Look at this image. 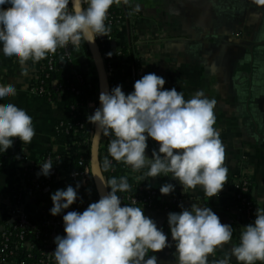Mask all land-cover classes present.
<instances>
[{"label":"clouds","instance_id":"clouds-1","mask_svg":"<svg viewBox=\"0 0 264 264\" xmlns=\"http://www.w3.org/2000/svg\"><path fill=\"white\" fill-rule=\"evenodd\" d=\"M120 2L0 0V52L25 66L29 60L38 63L69 44L78 48L82 41L94 42L110 31L108 12ZM255 3L264 5V0ZM165 84L164 77L148 73L135 81L129 94L122 85L101 92L100 107L87 117L97 128L94 140L111 137L108 156L138 172V180L171 176L185 191L200 186L207 196H217L229 172L225 147L214 127L217 101L203 90L186 99L182 91L166 89ZM16 93L15 85L0 84V101ZM35 135L33 117L26 109L14 103L0 105V152L12 147L17 137L26 147ZM149 137L160 144L151 158L146 154ZM108 156L103 161L105 169L111 167ZM52 169L49 159L40 164L37 175L48 177ZM105 185L111 190L83 212L63 215L66 235L54 238L56 264H158V257L149 253L171 247L168 236L135 199L122 205L118 193L132 187L127 176L111 177ZM80 186L77 183L52 193L50 213L57 216L69 209L80 199ZM174 190L172 183L160 187L164 195ZM181 208L168 214L177 264H209V255L228 244L231 250L212 264H232V257L238 264H264V207L258 206L254 222L240 229L238 243L233 242L235 229L222 223L211 208L198 203Z\"/></svg>","mask_w":264,"mask_h":264},{"label":"crops","instance_id":"crops-1","mask_svg":"<svg viewBox=\"0 0 264 264\" xmlns=\"http://www.w3.org/2000/svg\"><path fill=\"white\" fill-rule=\"evenodd\" d=\"M123 4L127 18L117 28L114 47L122 52L126 49L127 55L117 62L115 80L129 94L134 91L135 81L145 74L156 73L165 78L166 89L175 87L186 99L198 90L215 98L214 127L220 132L229 169L227 183L213 197L207 196L200 186L185 191L171 176L138 180L140 174L130 168L131 178L150 188L174 184L171 194L182 197L184 207L198 203L211 208L222 223L235 229L233 242L238 243L240 229L254 222L258 206L264 207V5L255 0H128L127 3L123 0ZM78 59L85 70L90 62L84 51H79ZM42 64L43 59L38 63L29 60L21 66L16 58L0 52V84L17 88L16 95L0 101V105L14 103L26 109L36 130L31 144L25 147L22 142L21 155L8 162L0 173V217L8 222L12 220L11 210L18 208L36 226L43 224L53 207L52 193L77 185L66 163L60 165V173L50 190L35 189L24 199L19 196L21 173L48 152L67 159L76 155L73 138L55 135L59 122L71 121L70 99L60 96L56 102H50L31 92ZM147 143L146 154L151 158L160 144L151 137ZM243 176L249 179L255 206L250 221L237 211L234 197L236 182ZM144 212L163 229L172 245L149 255L155 254L158 264H177L168 224L170 212ZM60 235H66L65 231ZM231 247L225 245L209 255V264L224 258ZM232 264H238L235 257Z\"/></svg>","mask_w":264,"mask_h":264},{"label":"trees","instance_id":"trees-1","mask_svg":"<svg viewBox=\"0 0 264 264\" xmlns=\"http://www.w3.org/2000/svg\"><path fill=\"white\" fill-rule=\"evenodd\" d=\"M118 5H120L119 9L115 8V4L111 8L117 10L118 14L122 15L123 20H126L127 12L123 7V0H121ZM81 45L90 62L89 66L85 70H82L79 65V51L76 49H73L71 61L63 60L62 56L57 54L59 48L55 53L49 54L46 58H44V65L46 64V69H49L47 59L51 55H54L53 71L51 72L49 78L44 80V86L49 90H52L53 84L57 83L58 90L52 92L53 96L50 99V102H56L58 99L56 93L62 91V96L70 99L68 108L72 112L70 122H59L57 124L55 128V135L58 137H65L68 136L67 130H69L70 133L76 131L74 137L76 141L75 148L77 154L73 159H67L66 157L59 156L54 152H48L39 162L28 167L21 173L23 184L19 189L20 198L22 196L24 199V196L28 192L34 191L37 185H41V190L44 192L50 190L51 184L57 180V177L53 176L52 173L48 177L37 175L40 172V164L46 162L48 158H51V161L53 162L52 170L57 169L58 166L66 163L70 164V170L72 172H83L86 168H90L91 144L95 125L90 123L87 120V117L88 115L94 114L95 109L100 107V79L95 66L92 63V54L86 41H82ZM124 54L127 55L126 49L124 50ZM73 69L78 70V72H73ZM116 82L115 78H111L109 80L110 90L115 87ZM90 104L93 105L92 108H90ZM110 139L111 137L103 136L102 144L99 150V166L105 181L111 177H128L129 173H131L130 166L125 165L122 162H117L112 157L108 156L107 148ZM21 147L22 141L17 137L14 138L12 147L4 153L0 152V173L8 162L15 160L21 155ZM105 156H108V159L111 161V167L107 169L103 167ZM129 183L132 187L128 192L134 194L137 191L138 184L141 183L134 181V179L130 176ZM107 188L108 191L111 190L110 187L107 186ZM118 195L122 197V205L125 204L123 202V196L120 193H118ZM78 196L80 199L70 206V211L83 212L91 203L100 199V193L92 176L87 180L86 186H80L78 189ZM180 207V205L174 204L170 206V210L171 212H179ZM66 213V209L57 216H53L51 213H48L47 220L62 222V230L59 234L64 231L63 215ZM17 225V219H14L12 222L3 220L0 221V229H2L4 233H7L9 238L7 243L9 246L8 250L4 254H1L0 257L2 259L6 258V261L8 262L21 260L23 264H43V262L46 261L47 254L49 252L47 249L46 241L48 238L45 236V229L38 228L37 231L29 232L23 231ZM1 239H3L2 234H0V242ZM27 244L31 245V251L20 249ZM13 263L14 262H12V264Z\"/></svg>","mask_w":264,"mask_h":264},{"label":"built area","instance_id":"built-area-1","mask_svg":"<svg viewBox=\"0 0 264 264\" xmlns=\"http://www.w3.org/2000/svg\"><path fill=\"white\" fill-rule=\"evenodd\" d=\"M86 6V5H85ZM115 8L119 9L120 6L118 4H115ZM123 18L122 15H119L117 10L110 8L108 12V20L107 23L110 26V31L108 32V36H99L96 37V41L98 43V47L101 52L105 72L107 75L108 80L111 78H114L115 72H116V66L117 62L122 59L124 56V52L120 50H116L114 47L115 43V36L117 28L122 24ZM73 49H76L77 51H83L82 45H80L78 48L73 47L71 44L64 48H59V51L57 54H60L62 56L63 60H72V52ZM54 56V55H53ZM52 55L47 59L48 67L49 69H46V64L44 65V59L41 71L39 73V77L37 78V81L35 83V86L31 89V92L33 94H36L38 96H41L45 98L46 100L50 101V99L53 96V91H57V83L53 84L52 90L47 89L44 86V80L48 79L51 72L53 71V57ZM73 72H78V70L73 69ZM119 83L116 82L115 87L118 86ZM57 97L62 96V91L56 93ZM93 105L90 104V108H92ZM72 113V112H71ZM68 136L65 137H71L74 139V147L76 145L75 141V134L76 131H73L72 133L67 130ZM76 150V148H75ZM56 154V153H55ZM77 154V151H76ZM60 156V155H59ZM76 156V155H75ZM51 160V158H48V160ZM69 164V163H68ZM61 166H58L57 169L52 170V175L56 176L58 178V175L60 173ZM27 169V168H26ZM25 169V170H26ZM70 169V164H69ZM91 169L86 168L83 172H72L70 170V177L72 180L77 184L79 183L81 186L87 185V180L91 177ZM129 176L131 177V173H129ZM128 176V180H129ZM135 181V180H134ZM138 182V181H137ZM139 183V182H138ZM41 185L36 186V190H41ZM123 196V202L131 203L132 200L137 201V206L143 207V210L146 211H167L171 212L170 206L177 204V205H183V198L179 196H173L172 194L164 195L160 192V188H150L143 184H138L137 191L134 194H131L129 192H123L120 193ZM20 196V195H19ZM235 201H236V209L237 211L244 216L247 220H251L253 218L254 213V203L250 197V182L248 177H241L235 185ZM158 204V205H157ZM159 206V207H158ZM71 209H66V211H70ZM50 213V210L48 211ZM47 213V216H48ZM45 218V221L42 225L36 226L33 224H30L26 218V216L22 213V211L18 208H14L11 210V217L12 220L8 222H12L14 219L18 220V227H20L23 231H37L38 228H44L46 233L45 236L48 238L46 241L47 243V249L49 250L47 254L46 261L43 262V264H56L55 263V257L53 255V252L55 251L56 244L54 242V238L57 235H60L59 232L62 230V222L61 221H55V220H47L48 218ZM0 217V221H1ZM4 221V220H3ZM0 234H2L1 242H0V255L4 254L8 250V235L7 233H4L2 229H0ZM20 249H26L27 251H31V245L27 244L26 246L20 248ZM0 262L2 264H23L21 260H15L8 262L6 261V258L0 257ZM257 264H261V262L257 261Z\"/></svg>","mask_w":264,"mask_h":264},{"label":"water","instance_id":"water-1","mask_svg":"<svg viewBox=\"0 0 264 264\" xmlns=\"http://www.w3.org/2000/svg\"><path fill=\"white\" fill-rule=\"evenodd\" d=\"M86 43L91 51L92 58L94 61V66H95L96 72L100 79V93L110 91L109 80L105 72L101 52L98 47V43L96 39H94V42L86 41ZM96 131H97V128L95 126L94 133ZM102 139H103V136H101L99 140H94V135H93L92 144H91V158H90L91 175L100 193V196L106 195L107 192H109L107 186L105 185L106 181L102 176L100 166H99V150L102 144Z\"/></svg>","mask_w":264,"mask_h":264}]
</instances>
